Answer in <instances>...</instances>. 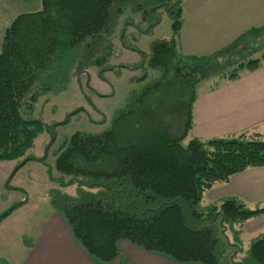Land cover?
Segmentation results:
<instances>
[{
    "label": "trees",
    "instance_id": "1",
    "mask_svg": "<svg viewBox=\"0 0 264 264\" xmlns=\"http://www.w3.org/2000/svg\"><path fill=\"white\" fill-rule=\"evenodd\" d=\"M165 1L42 0L41 11L19 15L5 31L0 54V162L30 157L46 129L33 118L42 97L67 90L74 74L106 70L128 8L149 15ZM181 6V0L167 4L175 36L144 54L142 66L160 77L132 93L108 131L77 132L57 157L56 170L69 178L58 185H76L77 194L54 191L52 207L95 264L116 261L121 241L180 264H223L229 246L238 247L234 264H264V236L236 261L243 225L264 208L235 198L202 208L215 185L264 167V140L248 133L189 138L196 86L208 80L216 90L262 68L264 26L211 56L186 57L177 48Z\"/></svg>",
    "mask_w": 264,
    "mask_h": 264
},
{
    "label": "rangeland",
    "instance_id": "2",
    "mask_svg": "<svg viewBox=\"0 0 264 264\" xmlns=\"http://www.w3.org/2000/svg\"><path fill=\"white\" fill-rule=\"evenodd\" d=\"M168 3L171 0L157 5L155 10L150 8L149 15L134 13L128 8L120 19L113 55L104 67L106 70L101 73L95 66L87 71L88 74H74L67 90L44 96L36 104L33 118L46 126L45 132L36 140L35 148L28 154L37 160L27 162L15 174L9 187L6 184L12 172L25 158L0 162V216L19 206L0 221V264H20L52 215H58L51 204L54 191L61 189L63 194L76 196V185L61 188L57 183V180H69L56 170V160L63 145L77 132L100 134L108 131L118 113L128 105L132 93L140 92L146 84L160 77L158 71L148 69L147 64L142 65L144 54L150 55L153 43L175 36L176 19L164 6ZM41 10L42 0H0V54L5 31L12 22L21 14ZM145 73L148 76L144 80ZM207 87V80L200 82L196 92L202 93ZM67 119L69 121L64 123ZM42 158H46L45 162L40 161ZM202 208H206L204 203ZM228 237L234 243L231 232ZM249 241L245 239L239 246L241 250H238L236 261L247 254ZM237 249L234 246L227 248L223 264H234L232 259L235 253L237 255Z\"/></svg>",
    "mask_w": 264,
    "mask_h": 264
},
{
    "label": "crops",
    "instance_id": "3",
    "mask_svg": "<svg viewBox=\"0 0 264 264\" xmlns=\"http://www.w3.org/2000/svg\"><path fill=\"white\" fill-rule=\"evenodd\" d=\"M182 26L177 48L186 57L211 56L242 34L264 26V0H181ZM197 92L194 125L189 138L209 140L248 133L264 140V66L216 90ZM235 198L253 209L264 208V167L236 174L208 190L205 206ZM5 219V218H4ZM2 221V220H1ZM264 236V214L241 229V244ZM249 245V247H250ZM120 256L111 264H180L129 242L118 244ZM248 250V249H247ZM20 264H95L81 249L59 215H52Z\"/></svg>",
    "mask_w": 264,
    "mask_h": 264
},
{
    "label": "water",
    "instance_id": "4",
    "mask_svg": "<svg viewBox=\"0 0 264 264\" xmlns=\"http://www.w3.org/2000/svg\"><path fill=\"white\" fill-rule=\"evenodd\" d=\"M164 6L167 7V4H164ZM150 13L152 14V13H153V10H151ZM157 22H158V20L156 21V23H157ZM86 74H88V72H86ZM67 120H68V119H67ZM67 120H66L64 123H66ZM57 126H58V124H57ZM57 126H55V127H57ZM44 159H45V158H42V159H40V161H43ZM33 160H37V159H36L35 157H28V158L25 159L21 164H19V166H17V167L15 168V170L12 172V174H11V176H10V178H9V180H8V182H7V184H6V186L9 187V182L11 181V179H13L14 175L17 173V171H18L22 166H24L27 162H29V161H33ZM22 204H24V203H22ZM22 204H20V205H22ZM15 207H18V206H15ZM15 207L9 209V210L6 211L4 214H2V215L0 216V219L3 218V217H4L6 214H8L9 212H11Z\"/></svg>",
    "mask_w": 264,
    "mask_h": 264
},
{
    "label": "flooded vegetation",
    "instance_id": "5",
    "mask_svg": "<svg viewBox=\"0 0 264 264\" xmlns=\"http://www.w3.org/2000/svg\"><path fill=\"white\" fill-rule=\"evenodd\" d=\"M45 160H46V158H45L42 162H45ZM21 163H22V162H21ZM21 163H20V164H21ZM22 167H23V166H22ZM22 167H21V168H22ZM21 168H20V169H21ZM20 169H19V170H20ZM19 170H18V171H19ZM18 171H17V172H18ZM14 176H15V175H14ZM13 178H14V177H13ZM11 180H12V179H11ZM10 182H11V181H10ZM10 182H9V184H10ZM18 207H19V206H18ZM16 208H17V207H15V208H14L11 212H9L8 214L10 215V214H11ZM6 215H7V214H6ZM6 215H5V216H6ZM9 215H8V216H9ZM5 216H4L3 218H5ZM2 220H3V219H2Z\"/></svg>",
    "mask_w": 264,
    "mask_h": 264
}]
</instances>
